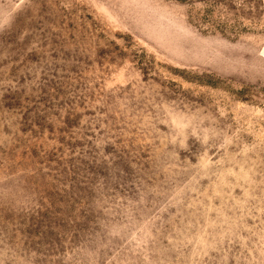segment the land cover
I'll list each match as a JSON object with an SVG mask.
<instances>
[{"label": "rangeland", "instance_id": "374dc122", "mask_svg": "<svg viewBox=\"0 0 264 264\" xmlns=\"http://www.w3.org/2000/svg\"><path fill=\"white\" fill-rule=\"evenodd\" d=\"M0 264H264V0H0Z\"/></svg>", "mask_w": 264, "mask_h": 264}]
</instances>
